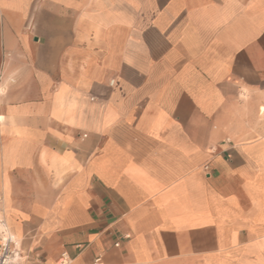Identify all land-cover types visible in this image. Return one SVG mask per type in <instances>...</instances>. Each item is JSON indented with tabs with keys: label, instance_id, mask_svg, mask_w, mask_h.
<instances>
[{
	"label": "crops",
	"instance_id": "0c3cea01",
	"mask_svg": "<svg viewBox=\"0 0 264 264\" xmlns=\"http://www.w3.org/2000/svg\"><path fill=\"white\" fill-rule=\"evenodd\" d=\"M6 231L20 264H264V0H0Z\"/></svg>",
	"mask_w": 264,
	"mask_h": 264
},
{
	"label": "built area",
	"instance_id": "2783aa9c",
	"mask_svg": "<svg viewBox=\"0 0 264 264\" xmlns=\"http://www.w3.org/2000/svg\"><path fill=\"white\" fill-rule=\"evenodd\" d=\"M20 260L21 253L18 241L11 233L6 231L0 238V264H20ZM99 260L100 258H97L96 262H99ZM71 261L70 255L63 251L57 260V264H71Z\"/></svg>",
	"mask_w": 264,
	"mask_h": 264
}]
</instances>
